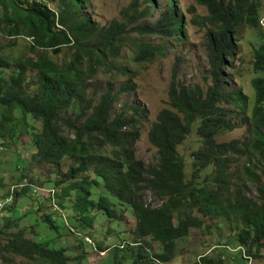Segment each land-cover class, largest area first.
<instances>
[{
    "label": "trees",
    "instance_id": "obj_1",
    "mask_svg": "<svg viewBox=\"0 0 264 264\" xmlns=\"http://www.w3.org/2000/svg\"><path fill=\"white\" fill-rule=\"evenodd\" d=\"M92 1L0 0V150L15 151L23 137L31 143L34 153L29 164L42 167L39 184L48 190L45 199L55 200L63 209L60 214L68 213L70 221V227L57 223L60 216L56 219L46 205L38 203L35 224L21 227L15 221L21 217L5 220L0 253L34 264H68L71 258L65 249L41 241L38 221L50 231L63 229L80 236L95 231L94 223L107 222V229L100 226L97 232L107 238L120 232L125 217L132 218L133 227L123 231L120 247H112L124 255L111 264L142 263L150 243L157 246L154 262L173 264L177 243L207 220L216 222L217 228L231 224L229 243L235 244L242 258L264 263L261 0H195L207 10L205 17L193 22L210 26L205 52L211 81L205 88L187 85L174 72L168 107L158 112L147 134L157 156L151 168L135 155L140 136L137 120L115 111L117 93L91 92L92 81L100 68H114V60L127 44L135 49V62L153 61L161 52L143 38L180 41L187 34L186 23L173 9L176 0H167L158 17L147 23L143 21L153 18L156 4L143 0L146 5L139 10L140 0H133L121 11L122 21L98 26L87 12ZM246 30L259 39L250 62L254 93L250 114L248 97L241 87L230 88L232 74L224 71L228 68L237 75L227 60L237 54L240 33ZM20 37L27 41L23 47L17 44ZM129 88L125 84L120 90ZM247 125L254 128L251 142H217L221 133ZM192 132L200 146L187 160L177 147ZM244 152L257 156L245 168L254 180V196L229 173L232 159ZM14 171L19 173L16 186L29 181L20 191L0 196L1 200L12 194V202L4 207L12 208L9 212L29 192L34 178L25 161H19ZM4 185L0 175V188ZM148 195L156 206L146 203ZM96 245L101 251L110 248L104 241ZM194 264H213V260L200 255Z\"/></svg>",
    "mask_w": 264,
    "mask_h": 264
},
{
    "label": "rangeland",
    "instance_id": "obj_2",
    "mask_svg": "<svg viewBox=\"0 0 264 264\" xmlns=\"http://www.w3.org/2000/svg\"><path fill=\"white\" fill-rule=\"evenodd\" d=\"M132 1L93 0L87 6V12L91 21L98 26H105L113 20L122 21L121 11L126 9ZM153 1L156 4L153 18L151 20L148 18L144 19V23L154 21L167 2V0ZM139 3L138 9L141 10L146 4L143 0H140ZM173 9L182 14L186 23L187 34L182 40H165L155 36L144 37L143 41L157 47L161 54L153 61L140 63L133 60L135 49L130 44H127L122 47L120 56L114 60V68H100L92 81L91 92L100 93L110 89L113 93H117L115 111L126 112L137 120L140 136L135 143V155L142 160L146 168L154 167L157 163L156 149L148 142L147 134L150 125L155 122L158 112L168 107V88L174 72L177 80L187 85L199 84L205 88L211 81L210 67L205 52V42L206 38H208L210 26L201 24V22H193L195 18H203L207 15L206 8L198 5L195 0H176ZM259 14L264 37V0H261ZM129 35L132 37L137 36L135 32H130ZM26 42L21 37L17 39L19 47L26 45ZM258 43L259 39H257V34L254 32L250 30L241 32L237 54L234 55L233 59L227 60V63H232L235 66L237 75L228 68L224 70L227 76L232 74L230 88L237 89L241 87L243 94L248 97L249 114L254 102V93L250 82L253 76L250 62L252 60V52ZM125 84L132 86V88L120 90ZM253 129L251 125H247L233 131H226L221 133L216 140L217 142L230 140L251 142L255 138ZM199 146L200 143L195 133L192 132L177 149L188 160L191 151L199 148ZM33 153L34 148L25 137L21 138V143L15 151L13 149L0 150V175L5 184L0 188L1 197L6 193H11L13 186H15L14 189L20 191L26 181H29L26 179L24 184L15 185L19 173L14 171V168L19 161L28 163V168L34 175V178L30 180L32 185L29 186V192L26 193V196L18 199L16 205H14L15 210L11 212L8 210L12 208L0 210V229L8 218L15 220L21 217L19 220H15L19 221L21 227L34 223V218L37 217L36 208L38 203L46 205L48 208L45 210L51 211V214L56 219L60 216L56 220L57 223L63 222L65 226L70 227L68 213L65 212V216L60 214L63 209L60 210L57 202L45 199L48 195V190L39 184L43 179L42 167L38 164H29ZM256 161V155L251 152L248 154L244 152V154L234 157L229 167V173L233 176V181L237 182L238 186H242V188L247 185L248 190L244 189L249 192L250 196L256 194L255 184L254 180L245 173V168L247 165H253ZM33 188L37 190L35 194L32 193ZM146 200L147 204L157 205L150 195H148ZM123 220L124 225L118 227L120 232L114 231L107 238L97 234L100 226L105 227L107 222L94 223L95 231L90 234L84 232L85 235L80 236L63 229H60L58 233L50 231L38 221L37 223L40 227L38 235L41 241L47 242L49 246L65 249V254L71 258L68 264H111L114 259L124 255L122 250L114 252L112 247L117 248V245L120 247L123 244L121 239L126 235L123 231L131 230L133 227L132 218L126 219L124 217ZM230 226L232 225L226 223L225 226L217 228L216 222L205 220V224L202 227L190 229L189 235L177 243L176 262L173 264H194V262L198 261L200 255L207 256L210 260H213V264H264L252 259L246 261L242 258L240 255L242 253H239L240 251L235 247V244H230V240L227 238ZM105 228L107 229V226ZM120 234L122 235L121 237H119ZM97 241H104L110 248L101 251L96 245ZM2 243L3 241L0 240V246ZM145 248L147 251L145 257L147 258L140 264H158L152 258L153 253L157 251V246L154 243H150L149 247L145 246ZM131 254L132 251H128L127 255L130 256ZM0 264L34 263L28 262L22 257L1 252Z\"/></svg>",
    "mask_w": 264,
    "mask_h": 264
},
{
    "label": "built area",
    "instance_id": "obj_3",
    "mask_svg": "<svg viewBox=\"0 0 264 264\" xmlns=\"http://www.w3.org/2000/svg\"><path fill=\"white\" fill-rule=\"evenodd\" d=\"M14 187H12L11 189V192L13 191ZM36 189L33 188V193L35 194L36 193ZM12 202V194L1 199L0 200V210L3 209L4 207H6L8 204H10Z\"/></svg>",
    "mask_w": 264,
    "mask_h": 264
},
{
    "label": "clouds",
    "instance_id": "obj_4",
    "mask_svg": "<svg viewBox=\"0 0 264 264\" xmlns=\"http://www.w3.org/2000/svg\"><path fill=\"white\" fill-rule=\"evenodd\" d=\"M245 260H246V261H247V260H249V261H250V259H245Z\"/></svg>",
    "mask_w": 264,
    "mask_h": 264
}]
</instances>
